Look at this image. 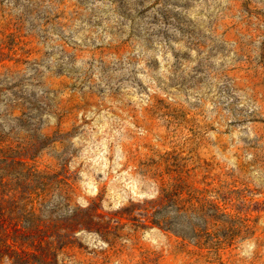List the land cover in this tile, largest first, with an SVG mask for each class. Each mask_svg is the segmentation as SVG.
I'll return each instance as SVG.
<instances>
[{
    "label": "rangeland",
    "instance_id": "rangeland-1",
    "mask_svg": "<svg viewBox=\"0 0 264 264\" xmlns=\"http://www.w3.org/2000/svg\"><path fill=\"white\" fill-rule=\"evenodd\" d=\"M35 254L264 264V0H0V264Z\"/></svg>",
    "mask_w": 264,
    "mask_h": 264
},
{
    "label": "trees",
    "instance_id": "trees-1",
    "mask_svg": "<svg viewBox=\"0 0 264 264\" xmlns=\"http://www.w3.org/2000/svg\"><path fill=\"white\" fill-rule=\"evenodd\" d=\"M75 217L76 216H73V218H69L67 219L68 222H73L75 220ZM29 256V259L32 258L33 256V260H36L34 262V264H56V260L53 258V257H47L46 255L45 256H42V255H28ZM27 261V259H22V262L25 263ZM21 263V264H23Z\"/></svg>",
    "mask_w": 264,
    "mask_h": 264
}]
</instances>
